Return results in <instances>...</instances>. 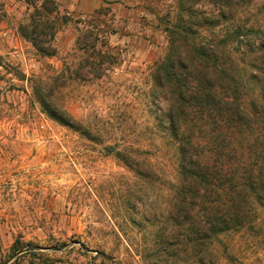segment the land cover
<instances>
[{
	"label": "rangeland",
	"instance_id": "rangeland-1",
	"mask_svg": "<svg viewBox=\"0 0 264 264\" xmlns=\"http://www.w3.org/2000/svg\"><path fill=\"white\" fill-rule=\"evenodd\" d=\"M177 1L140 0L120 19L104 7L59 21L76 39L96 28L106 43L97 49L112 60L95 72L83 63L91 52L76 51V40L65 53L42 57L31 47L11 54L0 38V264H197L171 218L178 154L152 77ZM236 27L252 29L247 43L257 48L264 0L200 33L217 41ZM42 86L52 88L48 101L80 132L48 116L35 96ZM207 251L204 264H264V213Z\"/></svg>",
	"mask_w": 264,
	"mask_h": 264
},
{
	"label": "trees",
	"instance_id": "trees-1",
	"mask_svg": "<svg viewBox=\"0 0 264 264\" xmlns=\"http://www.w3.org/2000/svg\"><path fill=\"white\" fill-rule=\"evenodd\" d=\"M250 1L178 0L176 14L164 27L166 54L153 67L178 154L171 218L180 244H191L197 264H204L203 253L220 236L239 233L252 226L258 210L264 213V34L254 49L247 43L252 29L236 27L217 41H204L200 33L218 21H233L238 8ZM205 6L217 16L210 17ZM69 16L58 14L54 0H42L18 30L38 55L54 57L56 24ZM89 28L78 31L76 51L91 52L82 65L95 72L112 58L97 49L99 42L106 43L94 26ZM42 87L35 96L48 116L80 132L48 101L52 88ZM116 157L130 167L119 153Z\"/></svg>",
	"mask_w": 264,
	"mask_h": 264
},
{
	"label": "crops",
	"instance_id": "crops-1",
	"mask_svg": "<svg viewBox=\"0 0 264 264\" xmlns=\"http://www.w3.org/2000/svg\"><path fill=\"white\" fill-rule=\"evenodd\" d=\"M0 0L4 4L5 18L0 21V38L2 46L11 54H19L23 49H29L30 44L22 38L18 27L42 0ZM59 15L89 16L104 7H112L117 12L116 18L123 17L127 7L137 5L140 0H54ZM112 3V4H109ZM76 34L69 27L59 28L55 34L53 45L59 54L72 49ZM32 48V47H31ZM152 49V45L147 47ZM150 58V57H149ZM151 62V58L149 59Z\"/></svg>",
	"mask_w": 264,
	"mask_h": 264
}]
</instances>
